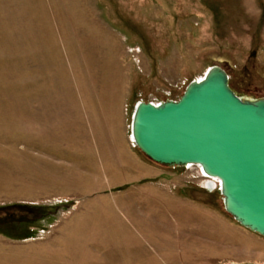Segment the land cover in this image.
Instances as JSON below:
<instances>
[{
	"label": "rangeland",
	"instance_id": "obj_1",
	"mask_svg": "<svg viewBox=\"0 0 264 264\" xmlns=\"http://www.w3.org/2000/svg\"><path fill=\"white\" fill-rule=\"evenodd\" d=\"M213 65L264 98V0H0V264H264L197 166L131 138Z\"/></svg>",
	"mask_w": 264,
	"mask_h": 264
},
{
	"label": "water",
	"instance_id": "obj_2",
	"mask_svg": "<svg viewBox=\"0 0 264 264\" xmlns=\"http://www.w3.org/2000/svg\"><path fill=\"white\" fill-rule=\"evenodd\" d=\"M131 136L152 161L197 164L221 180L223 207L237 222L264 236V98L246 99L211 66L178 100L139 101Z\"/></svg>",
	"mask_w": 264,
	"mask_h": 264
},
{
	"label": "built area",
	"instance_id": "obj_3",
	"mask_svg": "<svg viewBox=\"0 0 264 264\" xmlns=\"http://www.w3.org/2000/svg\"><path fill=\"white\" fill-rule=\"evenodd\" d=\"M154 104H158V103H154ZM185 167H189V166H197L199 169H200V172L202 174V176L206 177L207 180L206 182L207 183H210V188L214 189V187H218L219 190L221 189V180L218 178V177H215V176H211L209 174H207L200 165H197V164H185L183 165Z\"/></svg>",
	"mask_w": 264,
	"mask_h": 264
},
{
	"label": "bare ground",
	"instance_id": "obj_4",
	"mask_svg": "<svg viewBox=\"0 0 264 264\" xmlns=\"http://www.w3.org/2000/svg\"><path fill=\"white\" fill-rule=\"evenodd\" d=\"M202 78H203V77H202ZM202 78H201V79H202ZM198 80H200V79H198ZM158 104H159V103H158ZM131 138H132V136H131ZM132 140H133V139H132ZM194 165H195V164H194Z\"/></svg>",
	"mask_w": 264,
	"mask_h": 264
}]
</instances>
